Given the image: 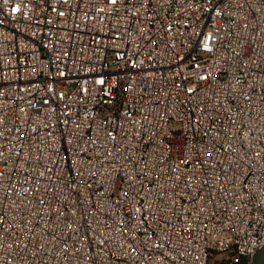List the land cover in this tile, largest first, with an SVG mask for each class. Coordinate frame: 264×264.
<instances>
[{
  "label": "built area",
  "instance_id": "2783aa9c",
  "mask_svg": "<svg viewBox=\"0 0 264 264\" xmlns=\"http://www.w3.org/2000/svg\"><path fill=\"white\" fill-rule=\"evenodd\" d=\"M263 250L264 0H0V264Z\"/></svg>",
  "mask_w": 264,
  "mask_h": 264
},
{
  "label": "rangeland",
  "instance_id": "374dc122",
  "mask_svg": "<svg viewBox=\"0 0 264 264\" xmlns=\"http://www.w3.org/2000/svg\"><path fill=\"white\" fill-rule=\"evenodd\" d=\"M264 250L261 252L263 253ZM209 264H225V258L223 254H215L211 259ZM240 264H264V253L260 257L256 255L251 260H243Z\"/></svg>",
  "mask_w": 264,
  "mask_h": 264
},
{
  "label": "trees",
  "instance_id": "16d2710c",
  "mask_svg": "<svg viewBox=\"0 0 264 264\" xmlns=\"http://www.w3.org/2000/svg\"><path fill=\"white\" fill-rule=\"evenodd\" d=\"M263 253H264V252H263ZM263 253H261V252H260V253H259V254H257V255L261 257V256L263 255Z\"/></svg>",
  "mask_w": 264,
  "mask_h": 264
}]
</instances>
